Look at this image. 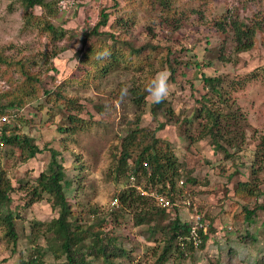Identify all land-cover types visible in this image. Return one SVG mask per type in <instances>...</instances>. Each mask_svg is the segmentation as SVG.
<instances>
[{"label": "rangeland", "instance_id": "374dc122", "mask_svg": "<svg viewBox=\"0 0 264 264\" xmlns=\"http://www.w3.org/2000/svg\"><path fill=\"white\" fill-rule=\"evenodd\" d=\"M66 1V6L62 7L58 0L56 12L47 19L54 29L62 28L78 34L84 25L97 20L101 7L111 4L110 0ZM131 1L128 7L122 8V11L133 12L135 19V24L126 27V38L135 45L150 42L160 46L150 60L151 65L145 64L141 69H126L120 65L104 76L86 81L78 80L82 74L77 70L74 58L75 51L81 47L79 35L54 39L43 28L42 19L32 18V21L25 23L24 9L17 1L0 0V53L26 63L31 71L41 77V87L55 89L59 85L64 95L78 99L84 106L81 112H71L78 115L75 126H70L64 133L59 132L58 126H69L64 116L66 107H59L60 102L56 103L53 97L48 99L41 90L19 112L22 117L31 119L32 125L15 119L12 122L19 127V133L28 135L39 148L48 144L60 151L58 159L65 165L68 177L73 179L72 186L66 189L76 216L73 219L85 226L98 224L101 217L106 220L110 217L112 209L122 207L123 215L118 214L121 224L116 225L115 230L119 236L118 242H124L129 252L115 260L117 264H153L163 245V234L158 230L147 240L144 230L147 226L132 225V210L119 205V201L113 204L122 182L112 180L107 172L115 163L121 136L135 120H139L141 126L154 129H158L160 123H166L157 130V134L170 141L184 169L180 179L183 183L179 180L171 195L169 215L172 217L176 213L183 220H192L191 215L196 210L203 217V232L208 234L204 248L197 247L191 253L187 251L185 257L170 254L166 264H209L216 260L221 264H264V212L258 210L251 218L245 219L244 208L252 209L255 204L252 200L233 194L237 179L251 180L253 177L264 193V160L263 166L257 168L258 163L253 158L261 140H264V41L258 39L254 48L236 55L227 46L226 55H231V61L212 67L216 73L224 74L223 89L227 93L224 95L228 97L222 104L221 99L213 96V105L223 110L226 109L225 105L231 109L238 108L246 117L240 123L245 133L244 140L239 143L240 151L235 152L232 158L225 159L222 154L213 153L209 137L198 138L200 126L197 121L187 129L195 137L191 144L176 126L178 111L181 110L185 116L193 115L195 108L199 107L196 99H200L205 92L196 71L187 61L189 50L199 47L201 51L206 37L213 33L207 19L235 7H238L242 18L249 15L251 9L240 8L239 0H199L204 8L203 16L189 14L178 30L170 31L167 26L155 22L154 15L144 4H138V0ZM34 13L40 14L41 8L36 7ZM217 51V48H211L205 52V60L215 58ZM170 63L175 66V73L174 80L171 76L169 79L171 91L167 99L172 101L176 113L168 120L163 112L156 115L151 112L148 95L145 104L138 107L133 94L146 89L147 83L157 72L165 70L170 73ZM252 72L254 78L243 85L230 84L232 79ZM9 74L12 75L11 82L21 80L15 70ZM11 82L0 76V91L7 89ZM124 86L128 87L129 92L121 100L120 90ZM25 155V152L20 155L19 149L10 145H6L0 153V172L15 187L34 184L37 175L47 168L49 162L48 151L39 152L31 158ZM188 167H192V176L198 181L196 185L184 181ZM253 168L257 169L256 174L250 173ZM237 169L238 173L233 174ZM133 182L139 191H146L143 188L145 178L139 177ZM24 190L15 191L11 208L23 203L18 199L25 194ZM262 199V196L258 197L259 201ZM149 202L155 204L153 199ZM92 210H96V213ZM20 213L22 223L16 222L19 235L17 245L8 240L5 227L0 224V264H16L20 255L27 256L31 251L33 241H36L30 232L32 220L48 222L54 217L45 199L27 209L20 208ZM112 224L102 223V226L110 229L113 228ZM160 225L162 222L157 227ZM246 233L253 235L255 241L242 237ZM39 243L43 245L42 240ZM44 248L46 263L63 260L59 251ZM229 249L236 251L231 259ZM238 251L245 253L244 259L237 257ZM261 260L263 263H260ZM91 264L105 262L93 260Z\"/></svg>", "mask_w": 264, "mask_h": 264}, {"label": "trees", "instance_id": "16d2710c", "mask_svg": "<svg viewBox=\"0 0 264 264\" xmlns=\"http://www.w3.org/2000/svg\"><path fill=\"white\" fill-rule=\"evenodd\" d=\"M15 1L24 9L25 23L32 21V18L42 19L44 21L43 28L49 31L54 39L59 40L78 35L81 37V47L74 53L77 70L82 74L78 80L97 79L120 65L126 69L131 67L141 69L145 64L151 65L150 60L160 48L158 44L150 42L135 45L126 38V27L135 24V19L133 12L122 11V8L128 7L131 0H110L111 4L108 7H101L97 20L93 24L84 25L80 29V34L62 28L54 29L49 23L47 16L54 15L58 0ZM133 1L136 2V0ZM138 4H144L154 15L155 22L167 26L170 31L178 30L189 14L197 13L199 16H203L202 10H204L199 0H138ZM36 7L41 8L40 14L34 13ZM239 7L250 8V14L241 18L238 7H235L234 10L228 9L224 13L214 14L207 19V25L213 30V33L206 37V44L201 51L199 47L189 50L187 61V64L190 63V66L196 71L197 79L202 83L205 92L200 99H196L199 107L195 108L193 115H182L181 110L177 113L176 126H178L181 135L189 138V144L195 137L187 130L188 126L197 121L200 126L198 138L209 137L213 153H220L225 159L232 158L235 152L240 151L239 143L245 137L240 123L246 117L238 108L231 109L225 105L226 109L223 110L213 105L211 100L213 96L221 99L222 104H225V99L228 97L224 95V74L216 73L212 67L231 61V55H226L227 46L231 47L233 55H236L254 48L258 39L264 41V0H239ZM211 48H217L216 57L205 60L204 53ZM105 49L111 52V56L107 59H97V53ZM1 66L4 68L2 69ZM169 69L170 76L174 80L175 66L170 63ZM12 70L19 73L21 80L15 83L11 82L13 79L9 73ZM0 76L11 82L7 89L0 91V114H7L11 119L10 124L4 125L2 139L7 145L17 147L20 155L25 152L27 158L34 157L39 152H49L47 168L37 175L34 184L15 187L0 172V224L4 225L5 235L14 246L19 241L16 222L22 223L20 208L27 209L35 202L45 199L49 202L54 214V217L48 222L32 220L30 232L36 241H33L35 243L27 256L20 255L16 264H91L93 260H103L105 264H117L115 260L129 252L124 247V242L121 241V244L118 242L119 236L115 230L116 225L121 224L118 214L123 215L122 207L112 209L110 217L107 220L105 217H101L98 224L93 223L85 226L81 221L73 219L76 216L66 193V189L72 186L73 179L68 177L65 165L62 160L58 159L60 151L48 144L39 148L31 142L28 135L19 133V127L12 122L15 119L32 125L31 119L22 117L19 112L32 98L37 97L41 90L48 99L53 97L56 103L60 102L59 107L63 105L66 107L64 116L69 126H58L59 132L64 133L69 130L70 126H75L78 115L71 112L73 110L81 112L84 106L78 99L64 95L59 85L55 89L41 87L39 74L31 71L26 63L3 53H0ZM252 78H254L253 72L246 73L232 79L230 84L243 85ZM146 95L148 94L145 89L134 92L133 99L138 107L145 104ZM150 107L154 115L163 112L168 120L176 113L172 101L168 99L160 104L151 102ZM165 125L166 123L162 122L159 128L161 129ZM158 129L141 126L139 120H135L132 126L127 128L126 133L121 136L119 152L115 156V163L108 170L107 176L112 180L122 182L115 197L118 199L119 205L132 210V225L147 226L144 229L147 240L150 239L151 234H156L158 230H161L163 245L153 264H166L170 254L176 253V256L185 257L187 251L191 253L197 247L204 248L208 234L201 228L199 234L202 242L195 246L189 237L192 220H183L176 213L171 217L168 207L150 204L149 200L152 198L143 195L133 182V180L143 177L146 180L144 190L162 193L172 201L171 195H173L174 188L181 179L184 169L172 144L157 134ZM253 158L258 163L259 167L257 168H261L264 160V140H261ZM192 171V167L185 169L187 175L184 181L196 185L198 181L192 176ZM236 172L238 173V169L233 174ZM250 173L256 174L257 169L253 168ZM180 181L183 183V180ZM255 182L254 177L251 180L237 179L233 190L234 195L248 201L252 200L255 204L252 209L244 208L247 220L258 210L264 212V193ZM18 190H24L25 194L18 199L23 200V203H18L11 208V204L15 200L13 194ZM260 196L263 197L262 201L258 200ZM92 212L96 213V210H92ZM200 220L203 222L202 216ZM111 222L113 228L102 226V223L107 225ZM160 222L162 225L157 227ZM43 227L45 229H42ZM120 237L122 238V235ZM242 237L249 238L251 242L255 241V237L249 233ZM40 240L43 241V245L39 243ZM44 247L59 251L63 260L46 263ZM229 253V259H231L232 254H236V251L229 249ZM256 263L259 264V262ZM260 263L263 261L261 260ZM209 264L221 263L216 260Z\"/></svg>", "mask_w": 264, "mask_h": 264}, {"label": "clouds", "instance_id": "9594fccd", "mask_svg": "<svg viewBox=\"0 0 264 264\" xmlns=\"http://www.w3.org/2000/svg\"><path fill=\"white\" fill-rule=\"evenodd\" d=\"M63 3V0H61ZM111 56V52L107 49L97 53V59H107ZM170 73L165 70L157 72L147 83L146 92L153 104H160L164 102L170 95L171 87L169 83ZM129 89L124 86L120 90V98L123 100L128 95ZM245 253L237 252L239 259H244Z\"/></svg>", "mask_w": 264, "mask_h": 264}, {"label": "built area", "instance_id": "2783aa9c", "mask_svg": "<svg viewBox=\"0 0 264 264\" xmlns=\"http://www.w3.org/2000/svg\"><path fill=\"white\" fill-rule=\"evenodd\" d=\"M68 1L63 0V3L60 0V5H62V7L66 6V3ZM11 123V119L10 116H8L7 114H0V153L6 148V143L5 141L2 139V132H3V128L4 125L10 124ZM143 195H148L150 196L153 201L155 202V204L157 205H161L163 207H170L172 206V203L170 201V199L166 198L164 194L162 193H158L155 191H151V192H141ZM118 199H114L113 204H117ZM200 215L198 214V212L195 210V212L191 215V219H192V225L190 227V231H189V237L192 240V242L194 243L195 246L199 245L202 242V238L199 234V230L202 228L203 230H205V228L203 227V223L200 220Z\"/></svg>", "mask_w": 264, "mask_h": 264}]
</instances>
